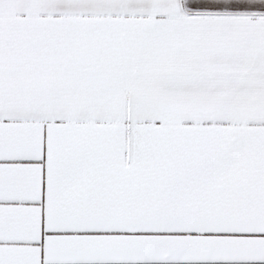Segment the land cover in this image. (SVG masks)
Segmentation results:
<instances>
[{
	"label": "snow or ice",
	"instance_id": "snow-or-ice-1",
	"mask_svg": "<svg viewBox=\"0 0 264 264\" xmlns=\"http://www.w3.org/2000/svg\"><path fill=\"white\" fill-rule=\"evenodd\" d=\"M0 264H264V0H0Z\"/></svg>",
	"mask_w": 264,
	"mask_h": 264
}]
</instances>
